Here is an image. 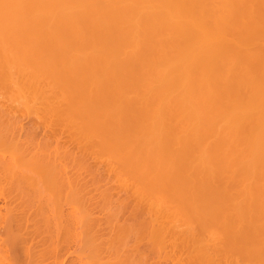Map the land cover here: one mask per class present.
<instances>
[{
	"label": "bare ground",
	"instance_id": "1",
	"mask_svg": "<svg viewBox=\"0 0 264 264\" xmlns=\"http://www.w3.org/2000/svg\"><path fill=\"white\" fill-rule=\"evenodd\" d=\"M0 89V264H44L33 214L73 237L78 211L91 249L77 264H264V0H0ZM88 151L135 197L121 202L137 221L117 203L107 235V190L87 196L74 169ZM15 185L31 188L22 206Z\"/></svg>",
	"mask_w": 264,
	"mask_h": 264
},
{
	"label": "rangeland",
	"instance_id": "2",
	"mask_svg": "<svg viewBox=\"0 0 264 264\" xmlns=\"http://www.w3.org/2000/svg\"><path fill=\"white\" fill-rule=\"evenodd\" d=\"M11 87H12V86H8V87H6V88H8V89H7L8 91H6V93H7L6 95H8V94H13L14 92H16L14 89H9V88H11ZM9 90H11L12 93H11ZM1 91H3V90L0 89V94L4 93V92H1ZM13 91H14V92H13ZM8 92H9V93H8ZM3 95H4V94H3ZM3 95H0V96H3ZM6 95H4V97H8V96H9V95H8V96H6ZM5 99H6V98H5ZM5 99L3 98L4 101H5ZM3 100H1V101L3 102ZM12 106H13V105H12ZM13 107H15V106H13ZM13 107H12L10 110H12V112H14L15 109L17 110V111L15 110V111L17 112V114H15V115L18 117L17 119H20V121H18V123H17L18 125H19V124L21 123V121H22L23 124L25 123L24 126L28 127V126H31L32 124H34V123L36 122L35 124H37V123L39 124V129H41L40 131H42V130L44 131L45 128H44V126H43V122L41 121V119H40L39 117L37 118V116L34 115V114L27 115L28 110H27V108L24 107V106H23L24 108H23L21 111L19 110V109L22 108L21 106H20L21 108L18 107V106L15 107V108H13ZM18 108H19V109H18ZM40 109H41V108H40ZM40 109H39V110H40ZM19 111L22 112V113H20ZM18 113H19V114H18ZM20 114H22V115H20ZM39 114H41V112H40ZM42 114H43V115H42ZM42 114H41L42 118L45 117L44 119H47V118H46V114H45V113H42ZM18 115H19V116H18ZM21 116H22V119H21ZM43 116H44V117H43ZM0 117H1V116H0ZM1 118H2V117H1ZM1 118H0V119H1ZM3 118H4V117H3ZM3 118H2L1 120H3ZM33 121H34V122H33ZM52 121H54V120H52ZM19 122H20V123H19ZM32 122H33V123H32ZM54 122H56V123H55L56 125H53ZM54 122H52V125L54 126V128H55V126H56L57 129H55V130H56L57 132L61 133V129H62V127H61V126H62V125H61V122H62V120H61V122H60V120H59L60 123H57V120L54 121ZM27 124H28V125H27ZM57 124H58V125H57ZM19 126H20V125H19ZM54 128H53V129H54ZM40 131H39V133H40ZM43 131H42V132H43ZM24 132H25V131H24ZM24 132H22V133L24 134ZM43 133H44V132H43ZM42 137H43V136H42ZM90 151H91V150H90ZM90 151H88L87 154H88ZM90 154H93V153L90 152L89 155H86V153H85L84 155L87 157V161H88V162L91 161V162H89V163L86 162V164H85L86 166H84V168H83V165H84V164H83V161H82V163L80 162L82 165H81L80 163H78L79 166H77V164H76V166L79 167V168L75 167L74 169H75V170H78V171H80L81 169H84V170H81L82 172L80 171V173H81V175H82V174H83V175L86 174V175H85L86 177H85V176L82 177V176H83V175H82L81 177L84 178V179L81 178L80 180H83V181H80V183H81V184H82L83 182H86V183H87V181H89V183H87L89 187L86 186V183H83V184H85V189L87 188V189H86V190H87V194H88V193H91V195H92V196L94 195L95 197H97V196L99 195L100 197H99V196H98V197L101 199L102 196H104V193H105L106 190H107V192H106L107 194L105 193V197L102 198L103 200L101 199V201H99L100 199H99V200L97 199L100 203H97V202L95 201L96 199H95L94 197H93V198H94V201L96 202V204H95V202H93V203H94L97 207H100V206H106V205L109 204V205H108V209H109V210H108L107 208H101V207L99 208L100 210H98L97 207H96L95 210L97 209V210H96V212H98L97 214L94 213V212H93L94 210H92L91 208H90V212H91V210H92V214H96V215H98V216L101 215V216H100L101 222L104 223V221L106 220L105 223H106V222L108 223V221H107V220H108L107 218H109V214H108V213H110V210H112L113 208L115 209L116 206H117L116 209H117L118 206H119V209L121 208V217H120L119 219L122 218L120 221L123 220V221H127V222H131V221H132V222H136V221H137V218H133L132 216H131V217L129 216V215H130V214H129V213H130L129 210H130V209L132 208V206H133V204H130V203H132V200H134L135 197H134V196H131L132 198H134V199L131 200V197L127 196V195L129 194V193H127V192H129V191H126L125 189H122V190H121V188H122L123 186H122L121 184H119L120 181L118 182L117 174L114 173V172H111V171L109 170V166H108L107 163H105V164L102 163V165H100V167L97 166L96 168H98V169H96V171H97V173H96V171H94V169H93V166L96 164L95 162H97V161H95V159L93 158V157H95V155L91 158V160H88V156L91 157ZM1 155H2V154H1ZM5 155H6V154H5ZM100 155H104V153H101ZM7 156L9 157L10 154H9V155H6V157H7ZM85 156H84V157H85ZM89 159H90V158H89ZM85 161H86V160H84V163H85ZM93 161H95V162H93ZM90 163H91V164H90ZM92 163H95V164L92 165ZM87 164H90V165H88V166L92 167V168H91V174H90V175H89V173H90V168L87 167ZM80 166H82V168H81ZM107 166H108V167H107ZM85 167H87V169H86ZM94 168H95V166H94ZM79 169H80V170H79ZM88 169H89V170H88ZM104 169H105V170H104ZM106 169H107V170H106ZM118 169H119V167H118ZM120 169H121V168H120ZM85 170H87V172H86ZM92 170H93V171H92ZM101 170H102V171H101ZM78 171H77V172H78ZM84 171H85V172H84ZM88 171H89V172H88ZM103 171H104V172H103ZM92 172H93V173H92ZM125 172H126V171H125ZM78 173H79V172H78ZM80 173H79V174H80ZM94 173H95L96 175H97V174L99 175V176H98L99 180H98V178H97V180L99 181V183H97V184H95V183H96V176H95ZM108 173H109V174H108ZM113 173H114V174H113ZM122 173H123V172H122ZM122 173H121V174H122ZM87 174H88V175H87ZM126 174H127V176H129V173H126ZM126 174H125V175H126ZM92 175H93V177H92ZM88 177H90V178H88ZM91 178H92L93 180H92ZM104 178H105V179H104ZM134 178H135V177H134ZM102 179H103V180H102ZM84 180H85V181H84ZM132 180H134V179H133V176H132ZM92 181H93V183H92ZM134 181H137V180H134ZM100 182H101V183L103 182L104 184H103V183L101 184ZM113 182H114V183H113ZM117 182H118V183H117ZM90 183H92V184L90 185ZM106 183H107V184H106ZM4 184H5V183H4ZM4 184H2V185H4ZM105 184H106V185H105ZM2 185H0V186H2ZM4 186L7 188L6 191H7V190H10V188H11L10 186H8V187H9V189H8V187H7L6 185H4ZM90 186L92 187V188H91L92 190L94 189L95 193H93V192L90 191ZM17 187H18V186H16V185H15V187H14V186L12 187V188L16 191V193H17V194H16L15 191H12L14 195L16 194V195H15V196H16L15 198H17V199H18V197L20 198V196H21V195H20L21 192H22V194H25V195L27 194V196H28V195H31L30 193L28 194L29 190H30V192H32V191H31V188L26 187V189H25L24 187H22L23 189H21V187H20V188H19V187L17 188ZM113 187H114V189H115V190L112 189V190H114V192L110 190V189L113 188ZM108 188H109V191H108ZM16 189H20V190H19L20 192H18ZM28 189H29V190H28ZM103 189H106V190L103 191ZM11 190H12V189H11ZM22 190H23V191H22ZM27 190H28V192L26 193L25 191H27ZM86 190H85V191H86ZM88 190H89V191H88ZM96 190H98V192H97ZM110 191H111V193L113 192V193H112L113 195H114V193H115V195H114L115 198H111V197L108 196V194L110 193ZM101 192H102L103 194H99V193H101ZM108 192H109V193H108ZM116 192H117V194H116ZM122 192H123V193H122ZM97 193H98V194H97ZM130 193H131V192H130ZM18 194H19V195H18ZM125 194H126V195H125ZM131 194H133V193H131ZM75 195H76V193H75ZM96 195H97V196H96ZM113 195H111V196L113 197ZM129 195H130V194H129ZM17 196H18V197H17ZM27 196H26V197H27ZM76 196H77V195H76ZM87 196H89V194H88ZM98 197H97V198H98ZM107 197H109V198H107ZM116 197H117V198H116ZM123 197H124V198H123ZM125 197H126V200H125ZM86 198H87V197H86ZM119 198H120V200H119ZM127 198H128V199H127ZM109 199H110L111 201H110ZM114 199H116V200H114ZM117 199L120 201V203H119V201L116 202ZM129 199H130V200H129ZM19 200H20V199L16 200V202H17V204H19V206H20V205L22 206V204H21L22 202L19 201ZM108 200H109V202H112V203H107V204H106V201L108 202ZM112 200H113V201H112ZM122 200H125V201H127V202L131 201V202H129V204L131 205V206H130V205H129V206H130L131 208H129V207L127 206V207L129 208V209L127 208V211H126V209H123V208H122V207H123V204H122V202H121ZM74 201H76V200L74 199ZM84 201H85V200H84ZM84 201H83V202H84ZM92 201H93V200H92ZM92 201H91V202H92ZM16 202H15V204H16ZM18 202H21V203H18ZM77 202H78V201H77ZM83 202H82V203H83ZM104 202H105V203H104ZM113 202H114V205H113ZM127 202H126V203H127ZM5 203H6V205H7V201H6L5 199L1 198V199H0V205L2 206V207L0 206V213H1V215H2V214L5 215V213H6V211H7V207L5 208ZM25 203H27V202H24V205H25ZM34 203H35V202H33V205H32V203L29 202V205H28V203H27L28 206H26V207H30V204L32 205L31 207H34L35 204H36V206H39V204H40V203L38 204V202H36L35 204H34ZM86 203L89 204L90 201H89V203H88V201L85 202L84 205H85ZM93 203H92V205H90L91 203L89 204V206H90V207L92 206V208H93V205H94ZM117 203H118V204H117ZM134 203H135V202H134ZM17 204H16V205H17ZM37 204H38V205H37ZM44 204H46V203H44ZM48 204H49V203H48ZM65 204H66V205H65ZM65 204H64V205H65V207H64V213H66V211H70V208L73 209V207H72V205H73L72 202H67V203H65ZM69 204H70L71 206H70ZM78 204H79V202L77 203V206H78ZM80 204H81V203H80ZM97 204H99V206H98ZM116 204H117V205H116ZM49 205H50V204H49ZM49 205H48V206H49ZM115 205H116V206H115ZM127 205H128V204H127ZM43 206H45V205H43ZM46 206H47V204H46ZM51 206H52V205H51ZM67 206H68V207H67ZM74 206H75V204H74ZM85 206H87V205H85ZM94 207H95V206H94ZM88 208H89V207H88ZM3 210H4V211H3ZM65 210H66V211H65ZM74 210H76V208L73 209V210H71L70 212H67L68 214H67V213H66V214H67L68 216H70V215L73 214L74 217L77 218V220H75V218L72 217V220L74 219V220H73V221H74L73 223H76L75 221H77V223H78L79 228H78V227H77V228H78L79 230L76 229V233H78V234L75 233V235L72 237V235H73L74 232H75V228H76L75 225H76V224H74V227H75V228L73 227V228H74V229H73V232H72V230H71V231H68V232L66 231V232H67V233H66V232H65L66 229L63 227L64 230H62V232H64L63 234L67 235V236H66L67 238H69V235H70L71 244H69V245H66L65 243H64V244H61V245H60V249H58V248H59V245H57V247H56V249H55V247L53 246V243L51 244V242H52L51 239H52L53 237H55V236L58 237L57 234H60V235H61V238H62V237H63L62 232L59 231L60 233H56V235H55V234H54V235H53V234H50V235H49L48 233L45 234V233L47 232V230H46V229H47V228H46L47 226L45 227L46 224L43 226V223H44L45 221H46L45 223H47L48 220H45V217L42 216V215L39 216V214H37V216H36V214H33L35 217H37V219L34 217L32 222H35V224H36V222H38L37 224H40L41 226L44 227V228H43V227H39V226L36 224V225H35V229H34V231L36 230V232H35V235H36V236H34V237H35V238H38V239H36V240H39V241H40V242H39V245H38L39 247H37V249H40V250L36 251V253H41V254H38V255H40V256H41V255H44V256H45L46 254H48V255H46V257H44V258H46L45 260H41V261H43V262L45 261L44 264H45V263H47V264H77V262H78V263H82V262H84V260H85V259H83V258H85V253H84V252H81L80 250H84V251H86V252H87L86 254H88V252L90 253L89 250H90L91 248L88 249V246H89V245H87V243L89 242V244H90V246H91V240L89 241V237H88V235H87L88 242L86 243V241H85V240H86V237H85V236H86V233H85V235H84L83 224H81L82 222H80V221H81L82 219H84V218H82V217H83V216H82V213H81L80 211H78L79 209H78L77 211H78V215L81 216V217L77 216V212H76V214H74V213L71 214V212H73ZM27 211H28V210H27ZM30 211H31V209H30ZM106 211H107V212H106ZM74 212H75V211H74ZM79 212L81 213V215H80ZM125 212H126V213H125ZM66 214H64V215H66ZM69 214H70V215H69ZM126 214H127V215H126ZM128 214H129V215H128ZM139 214H140V212H139ZM143 214H145V213H143ZM4 215H3V217H2V218H4V219H3L2 224L0 223V224H1L0 227H1L2 225H4L5 222H7V219H5L6 217H5ZM67 215H66V216H63V217H65V218L67 217V218H68ZM73 215H72V216H73ZM75 215H76V216H75ZM38 216H39V217H38ZM138 216H139V215H138ZM138 216H137V217H138ZM141 216H144V215H141ZM145 216L148 217L147 215H145ZM145 216H144V218H146ZM63 217H62V219H63ZM96 217H97V216H96ZM127 217H128V218H127ZM139 217H140V216H139ZM2 218H1V219H2ZM43 218H44V220H45L44 222H43ZM65 218H64V220L62 221L63 223H64L65 220H66L65 223H67V222L70 221L69 218H68L69 221H68L67 219H65ZM81 218H82V219H81ZM132 218H133V219H132ZM78 219H79V221H78ZM80 219H81V220H80ZM109 219H110V218H109ZM134 219H135V220H134ZM5 220H6V221H5ZM34 220H36V221H34ZM72 220H71L70 222H72ZM90 220H91V219H90ZM133 220H134V221H133ZM82 221H83V220H82ZM91 221H92V220H91ZM42 222H43V223H42ZM84 222H85V221H84ZM92 222H93V221H92ZM109 222H110V221H109ZM8 223H9V222H8ZM93 223H94V222H93ZM103 223H102V224H103ZM107 223H106V224H107ZM33 225H34V223H33ZM91 225H93V224L91 223ZM91 225L89 224L90 229L93 231V229L91 228V227H93V226H91ZM104 225H105V224H104ZM5 226H6V225H4V226H2V227H5ZM81 226H82V227H81ZM106 226H108V227H106ZM22 227H24V226H22ZM25 227H26V226H25ZM36 227H39V228L36 229ZM104 227L106 228V230H105ZM104 227H103V228L100 227L99 229H100V231H101V230H104V232H106L105 234L107 235V230H109L111 226L109 227V224H107V225H105ZM42 228H43V229H42ZM80 228H81V230H83V232H81ZM96 228H97V226H96ZM4 229H5V228H4ZM22 229H23V228H22ZM30 229H31V228H30ZM90 229H89L88 234H91ZM147 229H148V228H145V230L143 231V232L146 234V236L149 235V232H148ZM23 230H25V229H23ZM32 230H33V229H32ZM40 230H41V232H40ZM43 230H44V232H43ZM39 232H40V233H39ZM69 232H71V233H73V234H71V233L69 234ZM109 232H110V230H109ZM146 232H147V233H146ZM36 233H37V234H36ZM82 233H83V235H82ZM144 233H143V234H144ZM108 234H109V233H108ZM145 234H144V236H145ZM46 235H47V236H46ZM65 235H64V237H65ZM76 235H78L79 238L76 237ZM80 235H81V236H80ZM133 235H134V234H132V236H133ZM50 236H51L52 238H51ZM132 236H131V237H132ZM57 237H55V238H57ZM59 237H60V236H59ZM64 237H63V238H64ZM81 237H82V239H85L84 242H83V245H82V241H83V240L81 239ZM83 237H84V238H83ZM148 237H149V236H148ZM148 237H147V238H148ZM147 238H146V239H147ZM53 239H54V238H53ZM133 239H134V238H133ZM133 239H131V241H132ZM47 240H48V241H47ZM50 240H51V242H50ZM57 240L59 241V239H57ZM74 240H75V241H74ZM2 241H3V239L0 237V244L2 243ZM58 241H57V242H58ZM144 241H145V240H144ZM46 242H47V243H46ZM145 242H146V243H144V242L140 243V246L143 244V245H145L146 247H144V246L142 245V246H141L142 249H141V248H140V249H141V250H144V249H145L144 251H145V253L147 254V257H148V258H150V256H154V257H152L153 260L155 259L154 261H156V259H157V261H158V258H159V254H158V252H159V251H158L157 248H156L157 246L154 245V247L152 248V246H151V244L149 243V241H148V242L145 241ZM17 243H19V240H18V242H16V246L19 245V244H17ZM35 243H36V242H35ZM35 243H34V244H35ZM37 243H38V241H37ZM61 243H62V242H61ZM74 243H75V244H74ZM147 243H149V244H147ZM48 244H49V245H48ZM168 244H169V243H168ZM13 245H14V244H13ZM40 245H41V246H40ZM50 245H51V246H50ZM63 245H65V246H63ZM149 245H150L151 248L148 247ZM14 246H15V245H14ZM36 246H37V244H36ZM61 246H62V247H61ZM83 246H84V247H83ZM90 246H89V247H90ZM140 246H139V247H140ZM48 247H49V248H48ZM50 247H51V248H50ZM63 247H64V248H63ZM78 247H80V248H78ZM85 247H86L87 250H85ZM147 247H148V248H147ZM11 248H12V249H11L12 251H13V249L16 250V247H12V245H11ZM81 248H82V249H81ZM146 248H147V250H146ZM154 248H156V249H154ZM19 249H21V248L19 247ZM47 249H48V251H47ZM49 249H50V250H49ZM54 249H55V250H54ZM75 249H76V250H75ZM79 249H80V250H79ZM168 249H169V247H168ZM11 250H6V252H7V253H10ZM45 250H46V252H48V253L44 252ZM73 250H74V251H73ZM150 250H151V253H150ZM169 250H170V249H169ZM9 251H10V252H9ZM54 251H55V252H54ZM42 252H43V253H42ZM63 252H64V253H63ZM76 252H77V253H76ZM79 252L82 253V255H83L84 257H82V255H81ZM147 252L150 253L151 255H148ZM155 252H156V253H155ZM170 252H171V250H170ZM83 253H84V254H83ZM154 253H155V254H154ZM68 254H69V255H68ZM74 254H75V255H74ZM77 254H78V255H77ZM156 254H158V255L156 256ZM54 255H55V256H54ZM80 255H81V257H80ZM53 256H54L55 258H54ZM57 256H58V257H57ZM60 256H61V257H60ZM77 256H78V257H77ZM155 256H156V258H155ZM38 257H39V256H37V258H38ZM39 258H41V257H39ZM39 258H38V259H39ZM44 258H43V256H42V259H44ZM50 258H51V259H50ZM58 258H59V259H58ZM60 258H61V259H60ZM75 258H76V259H75ZM81 258H82V259H81ZM152 258H150V260H148V261H152V260H151ZM65 259H66V260H65ZM71 259H72V260H71ZM159 259L161 260V258H159ZM167 259H168V260H167ZM169 259H170V258H166V259H162L161 261H163L164 264H165L166 261H167L166 264H167V263H168V264L173 263V261H171V260H169ZM58 260H59V261H58ZM61 260H62V261H61ZM81 260H82V262H81ZM160 260H159V261H160ZM50 261H52V263H51ZM55 261H56V263H55ZM64 261H65V262H64ZM85 261H86V260H85ZM72 262H73V263H72ZM75 262H76V263H75ZM161 264H162V262H161Z\"/></svg>",
	"mask_w": 264,
	"mask_h": 264
}]
</instances>
